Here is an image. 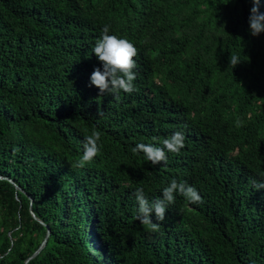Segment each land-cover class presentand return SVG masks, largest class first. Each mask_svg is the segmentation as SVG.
Listing matches in <instances>:
<instances>
[{
  "label": "trees",
  "instance_id": "1",
  "mask_svg": "<svg viewBox=\"0 0 264 264\" xmlns=\"http://www.w3.org/2000/svg\"><path fill=\"white\" fill-rule=\"evenodd\" d=\"M251 7L0 0V264H26L48 231L28 264H264V189L253 187L264 172V32L250 34ZM104 25L138 48L130 94L90 86ZM93 129L101 152L74 167ZM175 131L185 147L166 162L131 151ZM173 179L203 203L176 194L149 231L135 189L151 203Z\"/></svg>",
  "mask_w": 264,
  "mask_h": 264
},
{
  "label": "clouds",
  "instance_id": "2",
  "mask_svg": "<svg viewBox=\"0 0 264 264\" xmlns=\"http://www.w3.org/2000/svg\"><path fill=\"white\" fill-rule=\"evenodd\" d=\"M260 0H252V7L248 18L249 31L252 36H259L264 32V13L260 12ZM108 25L101 29L100 37L95 41L93 53L102 64L101 67L94 68L90 76V86L94 85L99 89V95L117 96L121 91L132 93L136 90L134 81L136 80L137 62L134 59L139 52L134 43L126 38L112 35ZM239 55L231 54L230 65L235 67L241 62ZM240 126L239 122L238 125ZM101 132L93 129L91 134L86 135L83 143V155L73 165L74 167L84 168L91 163L102 149ZM153 137V140H156ZM162 146L154 143H138L131 149L133 154L143 152L147 161L156 165L166 162L167 152L179 154L185 147V135L182 131H175L169 137L160 142ZM260 179L253 182L255 189H264V172L258 174ZM176 194L185 198L190 204H202L203 197L198 189L185 182H178L176 179L162 189L161 198H157L151 203L146 197L143 187L135 189L134 195L138 204L137 219L145 225L147 230L152 232L160 231L161 224L166 218V210L169 205L175 203ZM155 213V221L152 213Z\"/></svg>",
  "mask_w": 264,
  "mask_h": 264
},
{
  "label": "water",
  "instance_id": "3",
  "mask_svg": "<svg viewBox=\"0 0 264 264\" xmlns=\"http://www.w3.org/2000/svg\"><path fill=\"white\" fill-rule=\"evenodd\" d=\"M34 216H35V214H34ZM49 233H50V231H48V234H47L46 238L44 239L42 244L39 246V248L26 260V264H28L29 260L35 258L42 251V249L44 248V246L46 245V242L48 240Z\"/></svg>",
  "mask_w": 264,
  "mask_h": 264
}]
</instances>
